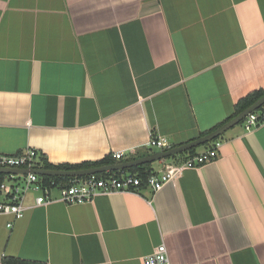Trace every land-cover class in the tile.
Segmentation results:
<instances>
[{
  "label": "crops",
  "instance_id": "1",
  "mask_svg": "<svg viewBox=\"0 0 264 264\" xmlns=\"http://www.w3.org/2000/svg\"><path fill=\"white\" fill-rule=\"evenodd\" d=\"M259 88L264 0H0V154L132 160L158 151L151 135L201 136ZM221 140L158 191L0 215V261L144 264L163 242L171 264H264V122Z\"/></svg>",
  "mask_w": 264,
  "mask_h": 264
},
{
  "label": "built area",
  "instance_id": "2",
  "mask_svg": "<svg viewBox=\"0 0 264 264\" xmlns=\"http://www.w3.org/2000/svg\"><path fill=\"white\" fill-rule=\"evenodd\" d=\"M262 122H264V115L260 119L259 112L254 111L244 118L243 124L245 130H250ZM222 143L221 139H217L213 141L210 147L197 151L181 162L164 163L163 168L155 170L147 178L145 184L154 191H158L166 183L179 177L185 169L199 166L214 159ZM147 145L158 150H166L172 147L169 140L162 135H151ZM122 155V152L113 154L116 159L122 158ZM38 161L39 154L37 150L32 148L15 154H0V167L28 169V172L24 174L5 173L0 182V215H11L15 219H20L30 206H39L52 201H61L66 204L83 203L100 194L116 191L137 192L141 188L142 180L132 174L121 176L89 174L72 179H66L67 176H57L59 180L51 179L47 182L43 179L45 175L30 171L38 167ZM54 191L58 193L57 197L52 195ZM29 192H34L36 195L34 204L28 206L25 204V198ZM11 226L12 222L7 223V227ZM143 262L144 264H171L166 245L163 242L158 244L151 253L144 256Z\"/></svg>",
  "mask_w": 264,
  "mask_h": 264
},
{
  "label": "trees",
  "instance_id": "3",
  "mask_svg": "<svg viewBox=\"0 0 264 264\" xmlns=\"http://www.w3.org/2000/svg\"><path fill=\"white\" fill-rule=\"evenodd\" d=\"M263 95H264V88H259V89L253 90V91L249 92L248 94H246L245 96L241 97L235 103L234 111H233V114L231 117H233L236 114L243 111L245 108L250 106L254 101H256L258 98H260ZM256 111L259 112L260 119H262V117L264 115V104L261 107H259ZM227 120H225L224 122H226ZM243 121L244 120H242L239 124H242ZM224 122H222L221 124H223ZM221 124L216 125L211 130H209L203 134H206V133L216 129ZM221 138H222V135L215 138L214 140H212L210 142H206L200 146H203L204 149L208 148L212 145L213 141H215L217 139H221ZM200 146L191 148L185 152H181V153H178L175 155H171V156L167 157L166 159H170L169 162H173V163L181 162L182 160H185L188 156L195 154L197 152V148ZM148 154H150V153H146V154H142V155L137 154L135 157H140V156L148 155ZM116 161L117 160L114 157H112L111 155H108V156H105L104 158H102L100 160H96V161H87V162H81V163H77V164H68V163L51 164L46 160L45 157L39 156V161L37 162V166L42 167V168H47V169L74 170V169L97 167V166H101L104 164L115 163ZM152 164H153V162H147V163H143V164L138 165V166H133V167L128 168V169L96 173V175L107 176L109 174H114L117 176H121V175L127 174V172H128V174L135 175L142 180V183H141V187H142V186L146 185L145 182H146L147 178L155 171ZM4 176H5V173H0V182L3 180ZM72 178L73 177H66V179H72ZM43 179L48 182L51 179L59 180V177H57V176H44ZM2 264H47V263L42 262V261H36V260L21 259V258L15 257V256H6V257L2 258Z\"/></svg>",
  "mask_w": 264,
  "mask_h": 264
},
{
  "label": "water",
  "instance_id": "4",
  "mask_svg": "<svg viewBox=\"0 0 264 264\" xmlns=\"http://www.w3.org/2000/svg\"><path fill=\"white\" fill-rule=\"evenodd\" d=\"M264 104V95L258 98L256 101H254L250 106L245 108L240 113L236 114L235 116L228 119L226 122L221 124L216 129L203 134L193 140H190L188 142L177 144L175 146H172L166 150H158L155 152H152L148 155H144L132 160L127 161H121V162H115L111 164H104L97 167H91V168H83V169H74V170H68V169H47L42 167L33 168L30 171L39 174V175H45V176H67V177H78V176H85L89 174H96V173H102V172H109V171H116V170H124L131 168L133 166H138L143 163L147 162H154L158 160L166 159L167 157L171 155H175L181 152H185L191 148L200 146L206 142H210L214 140L215 138L221 136L224 132H226L228 129L232 128L233 126L240 123L244 118L249 115L251 112L256 111L259 107H261ZM28 169L26 168H5L0 167V173H27Z\"/></svg>",
  "mask_w": 264,
  "mask_h": 264
},
{
  "label": "rangeland",
  "instance_id": "5",
  "mask_svg": "<svg viewBox=\"0 0 264 264\" xmlns=\"http://www.w3.org/2000/svg\"><path fill=\"white\" fill-rule=\"evenodd\" d=\"M242 126H243V128H244V124L242 123ZM245 129V128H244ZM166 160H170V159H166ZM154 163V166H156V164H155V162H153ZM127 174H128V172H127Z\"/></svg>",
  "mask_w": 264,
  "mask_h": 264
},
{
  "label": "bare ground",
  "instance_id": "6",
  "mask_svg": "<svg viewBox=\"0 0 264 264\" xmlns=\"http://www.w3.org/2000/svg\"><path fill=\"white\" fill-rule=\"evenodd\" d=\"M95 174V173H94Z\"/></svg>",
  "mask_w": 264,
  "mask_h": 264
}]
</instances>
